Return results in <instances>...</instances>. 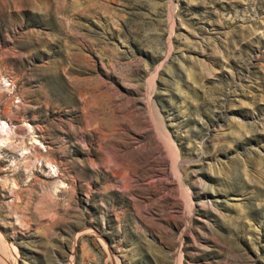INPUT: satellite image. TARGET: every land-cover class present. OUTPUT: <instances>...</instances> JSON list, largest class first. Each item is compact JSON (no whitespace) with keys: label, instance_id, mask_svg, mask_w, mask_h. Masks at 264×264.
Wrapping results in <instances>:
<instances>
[{"label":"rangeland","instance_id":"obj_1","mask_svg":"<svg viewBox=\"0 0 264 264\" xmlns=\"http://www.w3.org/2000/svg\"><path fill=\"white\" fill-rule=\"evenodd\" d=\"M0 264H264V0H0Z\"/></svg>","mask_w":264,"mask_h":264},{"label":"bare ground","instance_id":"obj_2","mask_svg":"<svg viewBox=\"0 0 264 264\" xmlns=\"http://www.w3.org/2000/svg\"><path fill=\"white\" fill-rule=\"evenodd\" d=\"M4 137V136H3Z\"/></svg>","mask_w":264,"mask_h":264}]
</instances>
